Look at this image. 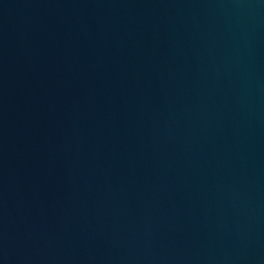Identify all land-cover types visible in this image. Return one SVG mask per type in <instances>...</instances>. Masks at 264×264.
Returning a JSON list of instances; mask_svg holds the SVG:
<instances>
[{
	"label": "water",
	"instance_id": "1",
	"mask_svg": "<svg viewBox=\"0 0 264 264\" xmlns=\"http://www.w3.org/2000/svg\"><path fill=\"white\" fill-rule=\"evenodd\" d=\"M0 264H264V0H0Z\"/></svg>",
	"mask_w": 264,
	"mask_h": 264
}]
</instances>
